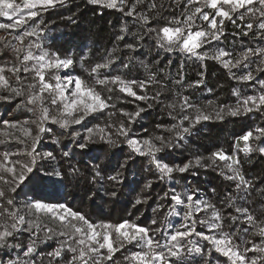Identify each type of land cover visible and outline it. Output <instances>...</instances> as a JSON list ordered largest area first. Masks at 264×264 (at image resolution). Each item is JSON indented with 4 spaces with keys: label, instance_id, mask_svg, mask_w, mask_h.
Returning a JSON list of instances; mask_svg holds the SVG:
<instances>
[{
    "label": "trees",
    "instance_id": "1",
    "mask_svg": "<svg viewBox=\"0 0 264 264\" xmlns=\"http://www.w3.org/2000/svg\"><path fill=\"white\" fill-rule=\"evenodd\" d=\"M153 4L155 7H152ZM133 5L134 15H125ZM192 7L188 0H141L138 4L136 0H126L122 12L91 4L89 0H63V3L48 8L39 17L28 22L40 24L42 48L48 49L50 53H59L60 58L70 56L74 61L72 70L93 85L107 100L109 107L103 112L89 115L81 124L71 125L68 129L51 122L46 123L45 127L50 130L41 135L35 149L40 156L52 153L54 159L38 157L37 170L32 178L18 188L17 192H8L7 198L14 200V207L0 201L5 208L9 211L19 209L21 214L29 199L52 204L65 202L69 208L82 213L93 223L119 224L129 221L150 229V233L158 241H162L167 238L172 220L169 213L173 211L174 202L169 191L177 188L181 192L188 187L199 198L203 197L205 202L214 205L215 210L220 213L222 219L219 222L223 227L219 233L223 231L232 234L234 242L241 247L245 246L246 240L252 241L246 245L249 248L253 243H261L260 237L250 235L255 229L245 221L241 213L236 212V208H247L257 223L264 221V154L254 150L245 155L241 148L236 147V142L251 131L253 138H250L249 145L253 149L264 147V137L259 140L254 138L258 135L255 130L264 128V110L231 116L226 114L225 108L223 119H217L216 112L222 107L236 105L237 96L233 94L234 91L241 97L260 93L262 89L259 82L264 80V71L257 72L256 69L258 65H264H260L261 57L252 56L245 62L247 67L241 65L229 71L222 63L211 58L198 59L179 51L166 52L161 49L157 45V31L164 26L175 27L169 22L173 18L183 20L186 8ZM243 11L244 9L240 10ZM139 15L147 16L148 23H143L138 18ZM233 18L236 19V16ZM219 19L217 17L218 21ZM261 20L264 18L259 17V13L255 14V18L249 13L243 21L236 19L239 27L225 20L219 39L204 44L199 51L211 56L223 48L231 53V57L225 59L234 60L248 48H264V30L257 27ZM248 22H252L254 27L248 35H244L242 29ZM206 26L207 22L197 18L194 30ZM118 36H123L124 39L118 40ZM127 44H132L134 48H127ZM109 60L114 61L109 67L89 75L90 69L97 63H107ZM18 64L12 51L0 44V65L10 67ZM249 71L255 76L252 81H240L233 76L235 74L239 77ZM20 75L25 76L23 72ZM5 76L13 86H18L11 73L5 72ZM94 76L100 79L120 77L125 82H145L143 90L136 85L132 87L137 96H147V99L139 100L128 96L119 91V85L109 84L107 87L113 88L109 92L106 86L95 84ZM150 76L154 79H149ZM31 79L32 74H27L25 83L31 82ZM9 95L7 91L0 92V96ZM181 97H187L191 104L200 107L212 118L197 123L189 133L182 132L183 127H189V121H183L181 127L174 128V125H180L183 115H194L193 109L181 112L178 103ZM24 99L25 97L13 96L10 100H0V132L14 133L23 140L25 137L21 132H12L3 122L10 115L13 121L20 123L36 119V115L28 110L31 106H23ZM209 101L212 102L211 105L208 104ZM170 104L177 106L170 108ZM139 109L143 111L132 121L123 114L135 113ZM121 122L130 129L129 138H138L140 141L152 139L157 147L161 146V141L154 137L164 138L166 146L155 154L157 160L169 166H183L189 162L193 166L184 173L173 172L171 177L175 182L167 185L165 177L161 178L162 175L157 174L152 167L146 168L147 159H152L151 156L133 152L124 138L116 135L115 130ZM97 125H112L111 128L106 127V132H111V139L117 143H106L99 139V135H94V142L81 149L78 145L88 135L87 129L92 128L96 132ZM28 126L35 136L38 131L36 124L29 123ZM169 128L173 130L168 131ZM74 132L80 136L74 138ZM177 132L182 133V139L176 135ZM0 140H5V136L0 135ZM32 147V140L19 143L9 138L5 143H0V153H19L12 159L27 162L30 158L25 152L31 151ZM220 151L228 156L234 155L239 160L236 169L249 182L247 188L241 186L237 189V181L226 179V176L234 174L224 167L226 162L217 159L215 164L212 163L210 158ZM65 153L68 155L65 156ZM197 158L201 160L200 166L195 164ZM222 169L224 175L221 174ZM97 171L99 176H96ZM57 172L60 173L59 176L55 174ZM116 173H120L119 182L108 179ZM5 191L7 192V188ZM81 194L86 197L85 203L77 199ZM138 198L142 200L140 204L136 203ZM211 212L212 209H208L195 213L194 220L198 229H205V224H200L199 221L209 218ZM232 217L237 219L234 221ZM153 220L156 221L155 224L152 223ZM5 221L12 223L7 216L0 217V224ZM44 224L59 230L50 222L44 221ZM20 227L26 228L27 225ZM156 229L160 231L157 232ZM245 229L249 231L246 233ZM43 237V231L38 236L26 231L18 232L14 239H9V243H19L21 248L0 249V260L16 259L18 256L22 260L28 259L23 256V252L36 239L37 251L31 258L35 259L36 264H40L41 259L47 264V253L59 247L65 237L55 236L51 240H43ZM200 245L202 253L198 254L189 253V245L185 244L181 264H228L227 259L215 252L208 241L202 240ZM139 250L135 244L126 245L115 254L113 262L108 264H127L124 257ZM247 255L251 258L258 254L249 252ZM70 256L71 253H67L64 259ZM56 264H63V261L58 260Z\"/></svg>",
    "mask_w": 264,
    "mask_h": 264
},
{
    "label": "snow or ice",
    "instance_id": "2",
    "mask_svg": "<svg viewBox=\"0 0 264 264\" xmlns=\"http://www.w3.org/2000/svg\"><path fill=\"white\" fill-rule=\"evenodd\" d=\"M89 2L109 9H118L122 12L126 4V0H89ZM140 2L141 0H136L137 4ZM58 3H63V0H21V2H18V0H0V17H6L8 20L13 21L11 23H0V29L17 31L24 28L30 20L39 17L43 11L55 7ZM188 4L193 7L191 9L186 8L183 20L173 18L169 22L175 25V27L164 26L157 31V45L161 49H164L166 52L179 51L198 59L211 58L222 63L223 67L229 71L241 65L247 67L245 62L249 61L252 56L261 57L260 65H264V48H248L234 60L231 58L225 59L226 57H231V53L224 50H219L211 56L207 52L199 51L204 44H210L212 40L219 39L224 30L225 20L239 27V25H236V19L243 21L249 13L252 14L253 18H255L256 13H259V17L264 18V0H188ZM152 7H155V4ZM205 9H209L210 11H205ZM241 9H244V11L240 12ZM134 12L135 5L125 15L133 16ZM234 15L236 19L233 18ZM217 17L220 18L219 21ZM138 18L143 23H148L149 18L147 16L139 15ZM197 18L207 22V26L194 30ZM39 27L40 24L37 23L31 29L24 30L22 34L18 35H13L10 32L11 40L5 36H0V44H3L5 49H10L19 61L18 65L10 67L0 65V92L7 91L10 94L9 96H0V100H10L13 96L25 97L22 101L23 106H31L28 107V110L36 115V119L31 121L25 120L22 123L3 122L9 128L20 131L22 136L30 138L33 142L31 151L27 153V156L30 158L27 162L12 159L13 156L19 155V153H0V201H5L8 206L12 207H14V200L7 198L8 192H17L18 188L32 178V175L37 170V158L54 159L52 153L40 156L35 149V145L40 141L41 135L50 130L45 127V124L51 122L63 129H68L71 125L81 124L89 115L103 112L109 107L107 100L101 93L80 76L60 75L61 70L66 71L73 65L74 61L71 58L61 59L59 53H50L44 50L38 43L24 44L27 37L38 35L37 30ZM253 27L254 24L248 22L244 25V29H242L243 34L248 35ZM257 27L260 30H264V20H261ZM150 31L156 30L150 29ZM117 39L123 40L124 37L118 36ZM13 40L17 43L13 44ZM33 47L39 50V54L31 50ZM126 47L129 49L134 48L132 44H127ZM113 62L109 60L107 63H97L90 69L89 75L98 73V70L109 67ZM256 71H264V67L258 65ZM5 72L11 73L16 78L18 86L12 85L9 78L5 76ZM21 72L25 76L22 77L20 75ZM29 73L32 74L31 82L25 83L27 74ZM233 76L235 79L245 82L255 79L251 71L239 77H236L235 74ZM94 79L95 84L106 87L109 84L119 85L120 92L136 97L139 100L147 99V96H137L132 87V85H136L143 90L146 86L145 82H125L120 77H104L100 79L94 76ZM149 79H154V77L150 76ZM199 83L198 81L197 84ZM259 83L262 91L257 95L241 97L239 93L234 91L233 94L237 96L236 105L220 108L216 112V118L223 119L222 113H225V108L227 109L226 114L231 116L264 110V80ZM107 91L112 92L113 88L107 87ZM108 99H111V97H108ZM178 103L181 112H187L188 109H193L194 112V115H183L180 125L173 126L174 128L181 127L183 121H189V127L182 128L183 133H189L190 129L197 123L212 118L210 114L205 113L200 107L191 104L187 97H181ZM208 104L211 105L212 102L209 101ZM176 106V104L168 105L170 108H175ZM142 111L143 109H139L135 113L123 114L128 116L129 120L132 121ZM173 118L175 119V116ZM29 123L36 124L37 126L38 131L35 136L32 135L31 129L26 127ZM106 127L111 128L112 125H107ZM106 127L97 125L96 132L92 128L87 129L88 135L83 137L84 142L78 146L81 149L86 148L88 143L94 142V135H99V139L115 145L117 141L111 139L112 133L106 132ZM172 130V128L168 129V131ZM129 131L130 129L125 127L124 123L121 122L116 128L115 133L117 136L124 138V142L133 152L139 155L151 156L156 169L162 174L161 178L165 176L171 178L173 172L184 173L193 166L191 162L185 163L183 166H169L167 163H161L156 159L155 154L159 153L166 146L164 138L161 136L154 137L155 140L161 141L160 147H157L152 142V139H145L141 144L140 141L129 138ZM255 131L258 133L254 137L255 139L259 140L261 137H264V128H257ZM0 135L5 136V140H0V143H5L9 138L15 139L19 143H25V140L21 139L20 136H15L14 133L3 131L0 132ZM72 135L74 138L80 136L77 132L72 133ZM176 135L181 139L183 138L181 132H177ZM250 138H253V132L251 131L240 138L245 142V146L241 151L245 155L254 150H258L261 154H264V147L253 149L249 145ZM64 155L67 156L68 153ZM210 159L213 164L216 163L217 159L226 162L224 167L234 173L233 175L226 176V179L237 181V189H240L241 186L247 188L249 182L245 180L238 169L233 167V165L239 164L238 159L229 157L222 151L214 153ZM229 160L231 163H227ZM195 164L197 166L201 165L200 158L196 159ZM55 174L60 175L58 172ZM221 174L224 175L223 169ZM99 175L100 173L97 171L96 176ZM119 176L120 173H116L113 176H109L108 179L119 182ZM5 188H7V192ZM112 195L114 196L115 193H112ZM185 195L187 203H185V200L179 193H174L171 196L174 204L173 211L169 215H179L174 210L175 206L184 205L187 209L184 212V219L186 221L191 220L192 222L191 224L182 225L183 230H176L163 245L149 235L150 229L148 228L129 221H123L119 224L107 222L96 224L88 220L82 213L72 210L65 204L33 201L24 205L27 211L24 215H21L19 209L9 211L8 208L4 207V203H0V209H2L0 217L7 216L12 220L11 224L6 221L0 224V249L21 248V244L19 243H9V239H14L18 232L26 231L33 236H38L39 232L43 231V240H51L55 236L65 237L59 247L47 253V257L49 258L47 264H56L58 260L63 261V264H108V262H113V257L117 252L129 244H135L140 250L131 252L124 257L127 264H171V257L179 258L184 248L181 241L188 240V243L192 244L193 242L188 238L196 235L208 241L215 252L227 259L228 264H264V221L257 223L256 218L249 213L247 208H236V212L241 213L245 221L255 229L250 235L261 238L260 244L253 243L252 247L249 248L246 245L252 243V241L246 240L245 246L241 247V245L234 242L232 234L221 231L219 237H217L206 235L204 232H197L195 227L197 222L193 219L194 212L212 209L209 218L199 221L200 224H205L212 230L222 229L223 225L219 222L222 218L220 213L215 210L214 205L196 199L195 193L188 192ZM141 202L142 200L139 198L136 200L137 204ZM25 215L35 218L26 220ZM41 215L47 217L53 223H58L59 230L49 227L47 224H44L42 228ZM232 219L235 221L237 218L232 217ZM152 223L155 224L156 221L153 220ZM25 224L27 225L26 228L20 227ZM156 231L159 232L160 229H156ZM244 231L247 233L249 230L245 229ZM36 245V239H33L27 245L23 256L28 257V259L22 260L18 256L16 259H9L7 261L0 260V264H36L35 259L31 258L37 251ZM187 251L189 253H202L201 247L195 245L189 247ZM249 252L257 253L258 255L249 258L247 255ZM67 253H71V256L68 259H64ZM40 264H44L43 259H41Z\"/></svg>",
    "mask_w": 264,
    "mask_h": 264
},
{
    "label": "rangeland",
    "instance_id": "3",
    "mask_svg": "<svg viewBox=\"0 0 264 264\" xmlns=\"http://www.w3.org/2000/svg\"><path fill=\"white\" fill-rule=\"evenodd\" d=\"M18 2H21V0H18ZM11 22H13V21H10V20H8V18H6V17H0V23H11ZM35 24H30V23H27L25 26H24V28H21V29H19V30H17V31H13V30H8V31H5V30H2V29H0V36H5V37H7L9 40H11V35H9V33L11 32L13 35H18V34H22V32L24 31V30H28V29H31L33 26H34ZM37 32H38V35H35V36H30V37H27L26 39H25V41H24V44L25 45H28L29 43H38V44H40L41 46H42V36H41V32H40V29H38L37 30ZM28 44H27V43ZM12 43L13 44H15V43H17L16 41H12ZM34 53H37V54H39V50L38 49H36L35 47H33L32 49H31ZM44 50H47L48 51V49H44ZM220 50H224L223 48L222 49H220ZM224 51H226V50H224ZM66 58H70V56H68V57H66ZM61 59H63V58H61ZM60 75L61 76H78L73 70H72V68H71V66L65 71V70H61L60 71ZM47 78V77H46ZM5 121H9V122H15V121H13L12 120V115H10V117H9V119H6ZM22 123V122H21ZM7 126V125H6ZM8 127V126H7ZM26 127H28L29 128V126L28 125H26ZM9 128V127H8ZM11 130H12V132L13 131H18V130H16V129H12V128H10ZM20 132V131H19ZM130 138H133V139H136V140H138V141H140L138 138H134V137H130ZM25 141L27 142V141H31V139L30 138H26L25 137ZM141 142V144H142V141H140ZM245 146V142L243 141V140H241L240 138L237 140V142H236V147H239V148H243ZM26 154L28 153V152H25ZM229 157H233V158H235V156L233 155V156H229ZM150 158H148L147 159V162H146V168H148V167H152L154 170H155V172L157 173V174H161L157 169H156V167H155V164H150L149 165V163H150V161L152 160H149ZM161 162V161H160ZM162 163V162H161ZM229 163H231V161L229 160ZM233 167L234 168H236V165H233ZM162 175V174H161ZM165 178L167 179V178H169V177H167V176H165ZM171 179V185H173V183L175 182L173 179H172V177L170 178ZM174 181V182H173ZM166 184L167 185H170V184H168L167 182H166ZM188 192H192V193H195V192H193L192 190H190L188 187H186L183 191H179L177 188H175V190H172V191H169V193H170V197L174 194V193H179V194H181V196H182V198L185 200V203H187V200H186V193H188ZM196 194V199H198V200H201V201H205L204 200V198L203 197H198V195H197V193H195ZM78 201L79 202H81V203H85L86 202V197L83 195V194H81V195H79L78 196ZM30 202H33L31 199H29L28 200V203H30ZM42 202V201H41ZM45 203V202H44ZM57 204H65V202H61V203H57ZM174 204V203H173ZM66 205V204H65ZM201 207H202V205H201ZM175 212H177V213H179V215H172V220H171V224H170V226H169V231H168V233H167V238H165L164 240H162V241H159L160 242V244L161 245H163V244H165V242L169 239V237H170V235L172 234V233H174L176 230H183L182 229V225H184V224H191V220H188V221H186L185 219H184V212H186L187 211V209L184 207V205H176L175 206ZM26 208H25V210H23L22 212H21V215H24L25 213H26ZM195 213H197V212H194V214H193V219H194V215H195ZM35 217H29V216H27V215H25V219L26 220H28V219H34ZM41 221H42V224H41V227H42V225H43V223H44V221H47V222H50L51 223V225L52 226H56L57 228H59V225H58V223H53L52 221H50L47 217H45V216H43V215H41ZM26 225V224H25ZM22 226H24V225H22ZM206 227H205V229L204 230H200V229H198V227L195 225V227H196V231L197 232H204L206 235H209V236H217V237H219V235H220V233H219V230H212V229H209V227L207 226V225H205ZM149 235L154 239V240H156V241H158L156 238H155V235L154 234H151L150 232H149ZM188 239H190L193 243L192 244H189L188 243V240H183V241H181V243L183 244V245H185V244H188L189 245V247H193L194 245L195 246H201L200 244H201V242H202V240L203 239H201L200 237H197L196 235H192L191 237H189ZM160 250H163V249H160ZM181 255H182V251H181V254H180V256H179V258H177V257H171V264H181L182 262H181Z\"/></svg>",
    "mask_w": 264,
    "mask_h": 264
},
{
    "label": "built area",
    "instance_id": "4",
    "mask_svg": "<svg viewBox=\"0 0 264 264\" xmlns=\"http://www.w3.org/2000/svg\"><path fill=\"white\" fill-rule=\"evenodd\" d=\"M149 160H151V159H149ZM150 164H154L152 160L150 161L149 165H150ZM166 182H167L168 184L171 185V179H170V178H167V179H166ZM173 182H174V181H173Z\"/></svg>",
    "mask_w": 264,
    "mask_h": 264
}]
</instances>
